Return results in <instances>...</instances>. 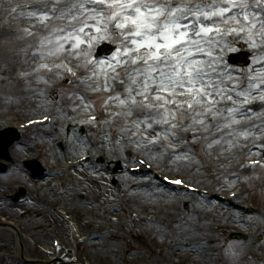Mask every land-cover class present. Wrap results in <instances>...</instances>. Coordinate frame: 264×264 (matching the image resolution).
I'll use <instances>...</instances> for the list:
<instances>
[{
	"label": "rangeland",
	"instance_id": "1",
	"mask_svg": "<svg viewBox=\"0 0 264 264\" xmlns=\"http://www.w3.org/2000/svg\"><path fill=\"white\" fill-rule=\"evenodd\" d=\"M37 2L0 0V117L13 115L25 122L53 115L59 118L60 124L71 125L69 120L78 115L97 114L105 117L111 114V110H119L115 106L105 107L102 98L106 93H94L85 84L72 81L73 78L68 77L71 73L64 68L54 67L62 64L90 76L92 70L85 71L83 67H77L81 61L73 59L70 53H65L59 59L47 57L43 60L34 55L37 37L27 36L22 30L28 27L33 29V33H42L43 28L38 23H30L27 18L29 9L22 8L30 4L33 7ZM13 8L16 12H12ZM232 47L236 51L246 49L251 54L257 51L250 49L241 39H236ZM228 52L235 51L225 49L223 56ZM250 61L251 67H260L259 64L252 65V58ZM45 64L52 71L41 68ZM250 66L241 70L230 67L235 76L241 72L247 74ZM100 82L103 83V77ZM117 90H121L119 86ZM81 95L90 107L85 108ZM253 107L257 113L262 111L258 100ZM253 119L257 125L262 123L261 119ZM0 123H3L1 119ZM124 123L122 117L103 125L97 121L89 128L84 127L85 135L79 131L66 132L67 129L63 128L58 129L57 133L50 128L35 129L29 134H21L19 143H14L9 150V154L16 158V163L37 159L45 168L50 165L54 168L53 163L57 162L55 156H59L58 165L64 167L66 160L75 161L90 154L94 157L90 165L101 168L105 174L102 177L103 185L107 186L106 193L98 192L97 189L77 193L76 188H81L82 183L91 184V180L88 177H75L72 170L66 174L51 170L55 178L61 176L60 186L44 193L29 180L31 178L25 169L13 173L12 164L6 159L0 160L7 165L0 174L2 188L19 184L27 186L28 182L33 185L26 188L24 202H13L19 194L16 188L6 193L8 197L0 199V220L3 218L11 222L21 231L20 236L24 235L28 239L34 237L38 244L46 246L49 251L48 255L38 254L32 243H26L20 237L24 258L49 257L51 240L59 239L65 246L76 249L73 257L62 255V264L71 261L76 264H258L259 259L264 258V240L256 249L252 248V244L258 236L264 235L260 232V229H264V168L242 172L233 178H225L221 172H238L246 160L259 158L260 152L252 153L250 147L259 146L261 141L241 138L235 147L225 143L209 149L205 140H189L187 144L173 145L182 149L181 155L183 152L188 153V158L176 159L173 153L162 154V146H137L133 140H138V136L131 138L121 131ZM261 135L264 132L253 130V136ZM59 142L63 149L66 146L64 153L52 151L53 148L59 149ZM101 145L106 146L103 154ZM148 148L155 151L154 157H149ZM133 155L161 169L164 175L186 176L188 179L198 177L202 180L200 187L203 189H211L214 184L224 185L216 197H226L227 192L234 189L238 190V195L231 199L233 201L230 204L219 202L216 198L195 197L182 190L175 195L176 192L169 193L162 188L159 179L149 172L156 186L155 191H162L168 197L167 206L158 208L153 202L138 197L144 189L141 185L142 174L133 176L127 170L135 166ZM169 157L173 158V162H182L185 169L167 162ZM113 181L118 183L119 188ZM243 202L253 203L250 206L262 209V216H244L240 212L238 216L235 205H242ZM224 214L230 215L226 217ZM242 216L251 222L248 225L240 224L244 220ZM64 221L68 222L67 226ZM240 230L250 231L247 243L228 241ZM100 233L102 236L97 237ZM18 241L16 234L0 229V251L14 256L11 259L0 258V264L19 262ZM195 241H205L206 244L197 249L184 248L183 244ZM174 258L183 260L173 262Z\"/></svg>",
	"mask_w": 264,
	"mask_h": 264
},
{
	"label": "snow or ice",
	"instance_id": "2",
	"mask_svg": "<svg viewBox=\"0 0 264 264\" xmlns=\"http://www.w3.org/2000/svg\"><path fill=\"white\" fill-rule=\"evenodd\" d=\"M27 18L43 28L22 30L37 37L34 55L70 53L77 67L91 69L89 83H81L107 94L105 107L119 108L112 115L125 119L121 131L138 136L137 146H162L176 159L188 153L173 145L189 140L211 149L251 138L264 149V135L253 136L264 132V0H38ZM236 39L257 50L252 65L260 67L234 76L223 52L236 51ZM100 42L115 45L110 56L94 51Z\"/></svg>",
	"mask_w": 264,
	"mask_h": 264
},
{
	"label": "bare ground",
	"instance_id": "3",
	"mask_svg": "<svg viewBox=\"0 0 264 264\" xmlns=\"http://www.w3.org/2000/svg\"><path fill=\"white\" fill-rule=\"evenodd\" d=\"M105 147H102V149L104 150ZM26 149H27V146H26ZM26 149H24L23 151L27 155L28 153L26 152L27 151ZM148 150H149V152L147 154H149V157H154L155 156V151H153L150 148H148ZM52 151H55V149L53 148ZM58 157L59 156H55L56 159H58ZM172 161H174V160H172ZM172 163H174L179 168L185 169V168H183L184 167L183 163L179 162L178 160L177 161L175 160V162H172ZM83 165L78 166L79 168H77V169L73 168L71 173H74L76 175L75 177H88L91 180V182H93V184L95 183V180H100V182H101V183L99 182L100 183V187H99V183H95L94 186L89 185V187H91L93 189H97L98 192H100V191L101 192L104 191L105 193L108 192L107 186L105 184L103 185L102 174H104V172H101V168L96 169V167H94V166L93 167H83ZM141 173H142V175H141V183L142 184L141 185H142V187H144V189H143V191L141 190V192H140L141 195L138 196V197H142V198L146 199L147 201L153 202L155 204V206H157L158 208H165L167 206V203H168V197L166 196V194L162 193V191L161 192L155 191V187L156 186L152 182V180L150 179L149 174H147L146 171H144V170ZM79 182L80 181L78 180V183ZM28 184H29L30 187L31 186L33 187V185H36V187L39 188L40 190H42V191L45 190V192H48L47 188L44 186L45 185V180L41 181L39 184H37L36 182H34L33 185L31 183H29V182H28ZM81 186H82L81 188H76L75 189V190L78 191L77 193L85 192V191L89 190L88 187H86L84 185H81ZM5 189L7 190L9 188H5ZM169 189H170V191H173V188L169 187L168 190ZM10 191H13V190L10 189ZM47 199H49V196H47ZM224 216L229 217L228 214H226V215L224 214ZM184 248L185 249L186 248L197 249L196 246L184 247Z\"/></svg>",
	"mask_w": 264,
	"mask_h": 264
},
{
	"label": "water",
	"instance_id": "4",
	"mask_svg": "<svg viewBox=\"0 0 264 264\" xmlns=\"http://www.w3.org/2000/svg\"><path fill=\"white\" fill-rule=\"evenodd\" d=\"M242 58H246V56H243Z\"/></svg>",
	"mask_w": 264,
	"mask_h": 264
}]
</instances>
